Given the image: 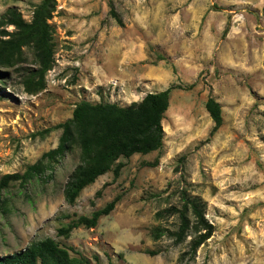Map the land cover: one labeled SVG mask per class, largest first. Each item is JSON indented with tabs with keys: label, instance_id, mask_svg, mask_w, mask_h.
Masks as SVG:
<instances>
[{
	"label": "rangeland",
	"instance_id": "1",
	"mask_svg": "<svg viewBox=\"0 0 264 264\" xmlns=\"http://www.w3.org/2000/svg\"><path fill=\"white\" fill-rule=\"evenodd\" d=\"M39 1L0 0V17L12 7L29 20ZM56 3L50 19L54 62L45 88L27 93L23 70L0 68V177L23 172L54 148L60 129L44 138L30 133L71 117L80 100L128 106L148 92L179 87L162 119L161 149L121 157L120 175L99 176L75 204L65 201L63 189L79 162L77 148L54 164L51 178L4 190L0 255L52 237L89 258L97 255L100 264H264V0ZM25 56L21 65L34 66L30 49ZM209 96L222 113L214 135L205 109ZM181 191L204 202L214 228L191 260H180L191 236L180 244L168 235L150 236L155 226L176 228V217L154 214L180 205ZM116 195L120 200L95 227L57 235L60 225Z\"/></svg>",
	"mask_w": 264,
	"mask_h": 264
},
{
	"label": "trees",
	"instance_id": "2",
	"mask_svg": "<svg viewBox=\"0 0 264 264\" xmlns=\"http://www.w3.org/2000/svg\"><path fill=\"white\" fill-rule=\"evenodd\" d=\"M56 0H40L34 4L31 17L25 20L16 8H8L0 17V68L15 67L23 70L22 85L27 93H37L45 88V77L54 62V44L50 19L56 9ZM110 14L117 19L112 3ZM6 26H12L7 30ZM227 28L224 30V34ZM25 49H30L32 67L21 64L27 59ZM0 73V79L1 77ZM192 84L184 88H190ZM178 85L148 92L139 101L128 106L115 102H91L80 100L72 110L71 117L63 122L30 133L31 138H44L51 131L60 129L57 145L41 154L34 162L26 166L23 172L5 173L0 177V209L6 211V198L3 191L12 183L21 188L35 179L52 177L54 164L59 162L74 148L79 150V162L71 177L65 183L63 194L65 201L73 205L81 191L96 179L112 171L117 178L125 163L121 157L129 158L133 154H148L161 149L163 145L162 119L169 107L170 94ZM205 109L213 122L210 135L222 124L221 106L212 96L205 101ZM105 186V185H103ZM98 189L95 196H100ZM121 196L116 195L103 207L93 210L90 215H78L66 225H60L58 236L68 238L73 229L83 226L92 228L101 216L114 209ZM180 205H170L155 212V218L176 217L174 230L155 226L150 236L158 240L164 235L173 238L174 244H180L191 236L188 248L181 254L180 260H191L197 249L213 233V225L205 218V204L198 197H190L180 192ZM151 254L155 252L149 251ZM0 264H100L99 257L91 258L71 246L61 245L52 237H44L31 242L24 249L14 253L0 255ZM107 264H114L108 259Z\"/></svg>",
	"mask_w": 264,
	"mask_h": 264
}]
</instances>
